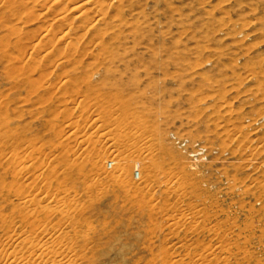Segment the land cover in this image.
Returning a JSON list of instances; mask_svg holds the SVG:
<instances>
[{"label":"rangeland","instance_id":"1","mask_svg":"<svg viewBox=\"0 0 264 264\" xmlns=\"http://www.w3.org/2000/svg\"><path fill=\"white\" fill-rule=\"evenodd\" d=\"M10 1L0 3V251L264 264V0H85L87 20L70 0ZM45 26L71 27L73 49L50 39V59L32 52Z\"/></svg>","mask_w":264,"mask_h":264},{"label":"bare ground","instance_id":"2","mask_svg":"<svg viewBox=\"0 0 264 264\" xmlns=\"http://www.w3.org/2000/svg\"><path fill=\"white\" fill-rule=\"evenodd\" d=\"M11 1H13V0H11ZM10 1V2H11ZM15 1H17V0H15ZM23 1V0H22ZM35 1V0H34ZM37 1V0H36ZM35 1V2H36ZM52 1H54V0H52ZM62 1H65V0H62ZM83 1V2H82ZM85 0H70V1H67L71 6H69V7H72V9H71V11L72 12H77V14H78V18H80V19H85V20H87V18H88V15L86 14V10L89 8V7H86V10H85V7H84V5H82V3H86V2H84ZM87 1V0H86ZM91 1V0H90ZM89 1V2H90ZM9 2V1H8ZM37 2H39V1H37ZM47 2H48V0H47ZM55 2H57V1H55ZM61 2V1H60ZM66 2V1H65ZM65 2H63V3H65ZM82 2V3H81ZM0 3L2 4H7V0H0ZM18 3V2H17ZM49 3V2H48ZM93 3V2H92ZM103 3V2H102ZM0 4V5H1ZM2 4V5H3ZM16 4V3H15ZM54 4V3H53ZM19 5V4H18ZM20 5H22L21 3H20ZM20 5H19V7H20ZM47 5V4H46ZM58 5H59V3H58ZM62 3L60 4V7H62V6H64L65 4H63L62 6ZM6 6V5H5ZM23 6V5H22ZM21 6V7H22ZM66 6V5H65ZM68 6V5H67ZM89 6V5H88ZM12 7V6H11ZM57 7V9H59L60 7H58V6H56ZM93 7L95 8V6L93 5ZM101 7V6H100ZM26 8V9H25ZM24 9H21V10H28V7H25ZM66 8V7H65ZM84 8V9H83ZM1 9V8H0ZM29 9H30V7H29ZM31 9H32V11H33V8L31 7ZM34 9H35V7H34ZM47 9V8H46ZM49 9V8H48ZM63 9V8H62ZM61 9V10H62ZM99 9V8H98ZM97 9V10H98ZM13 10V9H12ZM89 10V9H88ZM92 10H93V8H92ZM102 11V10H104V9H99V11ZM31 11V12H32ZM58 11V10H57ZM57 11H56V13H57ZM68 11H70V10H68ZM67 11V12H68ZM100 11V12H101ZM12 12V11H11ZM22 12V11H21ZM62 12H63V10H62ZM61 12V13H62ZM71 12V13H72ZM27 13V12H26ZM59 13V12H58ZM70 13V12H69ZM94 13H95V11H94ZM31 14V13H30ZM29 14V15H30ZM33 14H34V11H33ZM33 14H31L30 16H34ZM45 14H46V12H45ZM68 14V13H67ZM96 14V13H95ZM54 15H56V14H54ZM53 15V16H54ZM66 15V14H65ZM64 14L63 15H56V18H55V20L57 21V22H63L64 24L65 23H67L68 25H69V23L70 22H73V21H71V19H73V17L70 19V17H67V16H65ZM72 15V14H71ZM74 16H75V14H73ZM92 15V14H91ZM94 15V14H93ZM92 15V16H93ZM104 15V14H103ZM102 15V16H103ZM52 16V17H53ZM91 16V17H92ZM93 17H96L95 15L93 16ZM100 16H98V18H99ZM30 18V17H29ZM97 18V19H98ZM36 19V18H35ZM52 19V18H51ZM96 19V20H97ZM52 20H54V19H52ZM51 20V21H52ZM76 20H77V17H76ZM93 20H94V18H93ZM18 21V20H17ZM82 22V21H81ZM85 22V21H84ZM89 22V21H88ZM11 23V22H10ZM47 23V22H46ZM52 23V22H51ZM60 23V24H61ZM52 24H54V22L52 23ZM72 24H74V23H72ZM89 24V23H88ZM91 24H93V23H91ZM94 25V24H93ZM51 26V25H50ZM66 26V25H65ZM92 26V25H91ZM90 26V27H91ZM68 27V26H67ZM17 28V27H16ZM15 28V29H16ZM19 28V27H18ZM17 28V29H18ZM45 28H46V26H45ZM17 29H16V31H17ZM20 29V28H19ZM19 29H18V31H19ZM22 29V28H21ZM57 29V28H56ZM66 29V28H65ZM64 29V30H65ZM87 29H88V26H87ZM40 30V29H39ZM38 30V31H39ZM55 30V29H54ZM61 31V30H60ZM88 31V30H87ZM30 32H31V29H30V31H29V33L28 34H30ZM35 32H36V30H35ZM40 32V31H39ZM70 32H72V29H71V27H69L68 28V31L67 32H64L63 34H61V36L59 35V34H57V33H55L50 27L49 28H46V30L43 32V34L41 35V34H38V35H40L39 37H36V36H34L35 34H34V32H33V37H31L30 36V38H32L31 39V47H30V49L32 50V52H34V51H36V52H39V53H42V59L43 58H47V59H50V58H48L49 57V54H50V52L48 51L47 52V49H46V43L50 40V39H52V40H54V42H62V41H64V39L66 40V39H69L68 37H69V35H68V33H70ZM42 33V32H41ZM80 33V32H79ZM79 33H77V34H79ZM25 36H27V35H25ZM29 37V36H28ZM82 37L84 38V36L82 35ZM81 37V38H82ZM26 38V37H25ZM28 39V38H27ZM26 39V40H27ZM55 39H56V41H55ZM70 40V39H69ZM74 40V39H73ZM76 40V39H75ZM81 40V39H80ZM99 40V39H98ZM66 41H68V40H66ZM83 41V40H82ZM78 42V41H77ZM98 42V41H97ZM99 42H100V40H99ZM81 43V42H80ZM4 44V43H3ZM48 44V43H47ZM68 44V46H69V48L71 49V47H73L74 45V42L73 41H71L70 40V42H68L67 43ZM93 44H95V43H93ZM27 45V44H26ZM48 46V45H47ZM63 46H66V45H63ZM63 46H61L62 48H61V52H63V48H65V47H63ZM1 47V46H0ZM27 47H29V46H27ZM95 47H96V45H95ZM94 47V48H95ZM57 48H58V44H57ZM56 48V49H57ZM68 48V49H69ZM27 49V48H26ZM73 49V48H72ZM71 49V50H72ZM96 49V48H95ZM23 50H25V49H23ZM30 50V51H31ZM67 50V49H66ZM88 50V49H87ZM26 52H27V50H25ZM52 51V50H51ZM74 51V50H73ZM25 52V53H26ZM60 52V53H61ZM38 53V54H39ZM53 54H54V52H52ZM24 54V53H23ZM22 54V56H24ZM37 54V53H36ZM57 54H58V52H57ZM63 54V53H62ZM5 55V54H4ZM31 55V54H30ZM67 55H68V53H67ZM75 55V54H74ZM19 56V55H18ZM58 56V55H57ZM57 56L55 57V58H57ZM66 56V55H65ZM5 57L7 58V56L5 55ZM69 57H71V56H69ZM47 59H45V62H46V60ZM54 59V58H53ZM65 59V58H64ZM71 59H73V58H71ZM36 60H37V58H36ZM70 60V59H69ZM31 61H33V60H31ZM42 61V60H41ZM40 61V62H41ZM48 61V60H47ZM63 61V60H62ZM66 61V60H65ZM44 62V61H43ZM42 62V63H43ZM58 62H60V61H58ZM57 62V63H58ZM67 62V61H66ZM76 62H78V61H76ZM32 63H34V62H32ZM35 63H36V61H35ZM18 64V63H17ZM68 64V63H67ZM70 64V63H69ZM31 65V64H30ZM36 67V66H35ZM37 68V67H36ZM16 70L17 69H15L14 70V72H16ZM19 70H21V69H19ZM28 70H30V68H28ZM27 70V71H28ZM36 70V69H35ZM18 71V70H17ZM27 71H26V73H27ZM20 72V71H19ZM34 72V71H33ZM42 72H44V71H42ZM25 73V74H26ZM40 73H41V71H40ZM39 76H40V74H38ZM37 77V76H36ZM36 79H38V78H36ZM2 103V102H1ZM2 111H0V113H1ZM1 115V114H0ZM248 123V122H247ZM252 123V122H251ZM141 148V147H140ZM257 150V149H256ZM254 151V150H253ZM254 157V156H253ZM252 157V158H253ZM252 158H250V159H252ZM22 163V162H21ZM15 164V163H14ZM21 164H19V166H20ZM116 165V167L119 169V168H121V166H122V164H120V163H116L115 164ZM18 166V165H17ZM19 169V168H18ZM138 173V172H137ZM138 176H139V174H138ZM27 203V202H26ZM22 205H23V203H22ZM19 206V205H18ZM24 206V205H23ZM22 206V207H23ZM24 209V208H23ZM20 211V210H19ZM22 212H24V211H22ZM25 213V212H24ZM21 216H22V214H20ZM24 215V214H23ZM29 217V216H28ZM20 218V217H19ZM22 218H23V216H22ZM26 218H27V216H26ZM39 219V218H38ZM40 220V219H39ZM38 221V220H37ZM28 222V221H27ZM38 223V222H37ZM26 224V223H25ZM28 224V223H27ZM38 225H39V223H38ZM26 226V225H25ZM37 226V225H36ZM38 233V232H37ZM34 235H37V234H34ZM25 236V235H24ZM28 236V235H27ZM37 236H39V235H37ZM42 236V235H41ZM30 237H33V236H31V232H30ZM40 237H38V239H39ZM34 241V240H33ZM33 241H32V238H24L21 242L22 243H27L28 245L29 244H32L33 243ZM36 241V240H35ZM45 243V242H44ZM45 244H47L48 245V243H45ZM51 244H53L54 245V243H51ZM49 245V246H52V245ZM27 245V246H28ZM33 245V244H32ZM36 245H37V243H36ZM42 245V244H41ZM44 245V244H43ZM43 245L42 246H39L40 247V249H41V252L42 253H44L43 254V256L41 257V255L42 254H37L38 256L40 255V257H37L36 259H30V257H32V256H35V255H30V257H27V255L25 256V257H27V258H23L21 255H20V253L19 252H17V251H10V252H1L0 251V264H73V258H72V260H70L69 258H63V259H61L59 256H58V258H57V256H55L56 255V253L59 251V250H57V252H54L56 249H58V248H54L53 250H52V248H50V247H46L45 245H44V247H43ZM57 245H59L58 243H57ZM26 246V247H27ZM25 247V248H26ZM28 247H30V246H28ZM55 247V246H54ZM36 248V247H35ZM32 249V248H31ZM39 249V250H40ZM62 249H63V247H62ZM62 249H61V252H63L62 251ZM6 251V250H5ZM23 251V250H22ZM27 251H29V248H28V250ZM24 252V251H23ZM31 252V251H30ZM60 252V251H59ZM62 254V253H61ZM50 256V257H49ZM61 256V255H60ZM47 257H49V258H47ZM61 259V261H59L60 259ZM57 259H59V260H57ZM61 262V263H60ZM75 262V261H74Z\"/></svg>","mask_w":264,"mask_h":264}]
</instances>
